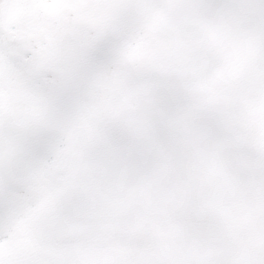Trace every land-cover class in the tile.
I'll use <instances>...</instances> for the list:
<instances>
[{"label": "snow or ice", "instance_id": "snow-or-ice-1", "mask_svg": "<svg viewBox=\"0 0 264 264\" xmlns=\"http://www.w3.org/2000/svg\"><path fill=\"white\" fill-rule=\"evenodd\" d=\"M0 264H264V0H0Z\"/></svg>", "mask_w": 264, "mask_h": 264}]
</instances>
